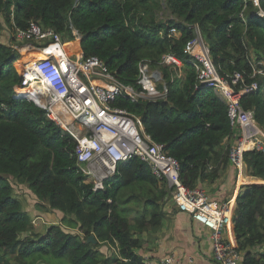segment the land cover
<instances>
[{
    "label": "trees",
    "instance_id": "16d2710c",
    "mask_svg": "<svg viewBox=\"0 0 264 264\" xmlns=\"http://www.w3.org/2000/svg\"><path fill=\"white\" fill-rule=\"evenodd\" d=\"M260 7L264 12V0ZM241 9L233 0H0V24L12 36L10 44L0 43V264H39L45 256L70 264H144L137 254L140 237L161 227L167 204L176 209L171 191L136 158L119 163L102 191L83 182L73 140L61 136L42 110L13 97L23 73L10 46L16 29L35 22L63 43L76 31L83 56L102 60L124 86L139 89L140 62L159 68L168 88L164 100L121 98L115 105L140 118L144 131L179 163L182 183L195 189L222 180L236 135L226 106L197 83L183 55L194 26L221 77L239 72L246 84L257 82L240 104L264 130V78L250 77L252 63L264 59V17L247 12L240 19ZM167 54L181 60L182 78L159 67ZM243 162L250 177L264 180L262 154L247 152ZM10 179L25 185L39 205L61 213L60 224L36 233ZM235 202L232 225L241 264H264V185L240 187ZM91 236L95 244L87 243Z\"/></svg>",
    "mask_w": 264,
    "mask_h": 264
},
{
    "label": "built area",
    "instance_id": "2783aa9c",
    "mask_svg": "<svg viewBox=\"0 0 264 264\" xmlns=\"http://www.w3.org/2000/svg\"><path fill=\"white\" fill-rule=\"evenodd\" d=\"M233 1L242 7L240 19L247 12L264 17L261 0ZM171 33L177 34L174 30ZM13 37L16 43H25L21 47L10 45L20 55L23 71L13 97L42 110L46 119L61 129V136L73 140L79 172L93 192L104 190L103 182L115 176L119 163L136 158L171 191L178 212L187 214L193 223L210 231L213 262L241 264V254L225 238L227 230L233 227L234 199L216 200L200 188H187L180 180L179 163L165 152V145L152 140L139 117L115 105L121 98L131 103L164 100L168 88L159 68L140 62L139 89H136L120 84L99 58L84 57L79 46L80 36L74 30L73 57L67 53L58 33L43 29L35 22H30L25 30L16 29ZM40 54L43 59H39ZM183 55L188 66L195 70L197 83L209 88L226 106L229 125L236 135L230 140L229 163L236 172L238 184L246 172L243 155L256 152L264 156V130L257 125L253 113L245 111L240 104L242 96L257 89V82L246 84L239 72L228 78L221 77L208 47L196 33L185 42ZM159 67L169 68L182 78L183 64L174 55L162 56ZM250 77L264 78V59L252 63ZM144 264L179 263L174 255H166Z\"/></svg>",
    "mask_w": 264,
    "mask_h": 264
},
{
    "label": "crops",
    "instance_id": "0c3cea01",
    "mask_svg": "<svg viewBox=\"0 0 264 264\" xmlns=\"http://www.w3.org/2000/svg\"><path fill=\"white\" fill-rule=\"evenodd\" d=\"M220 181L217 189L213 190L210 196L216 200L232 197L235 202L241 187L240 184H236L235 170L230 166ZM173 209L172 203L167 204L161 227L140 237L144 242L137 254L143 262L174 255L179 264H215L211 257L210 231L193 223L187 214ZM225 238L236 247L232 226L225 233Z\"/></svg>",
    "mask_w": 264,
    "mask_h": 264
},
{
    "label": "rangeland",
    "instance_id": "374dc122",
    "mask_svg": "<svg viewBox=\"0 0 264 264\" xmlns=\"http://www.w3.org/2000/svg\"><path fill=\"white\" fill-rule=\"evenodd\" d=\"M159 16H160V19L170 18V16L167 13H165V14L159 13ZM193 28H194L195 33L201 36L197 27L194 26ZM175 35L177 36V34H175ZM11 38H12V36H11L10 32L7 30L5 24H3L1 22V24H0V43L5 44V45L10 44V42L12 40ZM12 44H14V45L17 44L19 47L25 45L24 42L23 43H16L15 41L14 42L12 41ZM73 44H74V38L72 41H68V42L64 43V46L67 50V53H69V55L71 57L74 56V51H73L74 45ZM262 92H263V98H264V88H263ZM245 176H247V178ZM244 178L247 179L246 182H242L244 184L238 183L241 185V187L248 186V185H254V184H264V180L254 179V178L250 177L248 175L247 169H246V172L244 173ZM220 182H221L220 180H217V181L213 182L211 185L205 184V185L201 186L200 189L203 192H205L207 195H210L213 190L217 189V186ZM10 183L13 187L15 197H17L20 200L24 210L29 213L30 218H31V225H32V227L36 233L43 235V234H45L47 229L49 227H51L52 225H59L60 224V219L62 217L61 213H58L56 211H51L47 207L39 205L35 196L26 188L25 185H21L15 181H11V179H10ZM214 185L216 187H213ZM225 200H227V199H225ZM130 206L133 207V203H130ZM137 207L141 208V206H137ZM176 210H177V208H176ZM65 231H67V230H65ZM101 251H103L104 254H106V255L109 253V251L106 248H102ZM11 263L14 264V261H11ZM38 263L39 264H70L65 259H56V258H53L51 256H45V257L39 258Z\"/></svg>",
    "mask_w": 264,
    "mask_h": 264
},
{
    "label": "water",
    "instance_id": "95a60500",
    "mask_svg": "<svg viewBox=\"0 0 264 264\" xmlns=\"http://www.w3.org/2000/svg\"><path fill=\"white\" fill-rule=\"evenodd\" d=\"M87 243L95 244V241L92 236L87 239Z\"/></svg>",
    "mask_w": 264,
    "mask_h": 264
},
{
    "label": "bare ground",
    "instance_id": "6f19581e",
    "mask_svg": "<svg viewBox=\"0 0 264 264\" xmlns=\"http://www.w3.org/2000/svg\"><path fill=\"white\" fill-rule=\"evenodd\" d=\"M38 57H39V59H43L44 56H42V55L40 54V55H38ZM30 89H31V88H28V90H30ZM242 182H245L244 179H242V181L240 180L239 183H242Z\"/></svg>",
    "mask_w": 264,
    "mask_h": 264
}]
</instances>
